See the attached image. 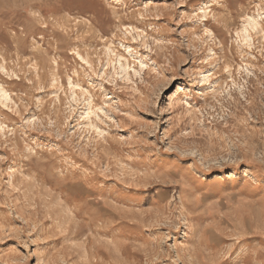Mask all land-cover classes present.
Here are the masks:
<instances>
[{
	"label": "rangeland",
	"instance_id": "rangeland-1",
	"mask_svg": "<svg viewBox=\"0 0 264 264\" xmlns=\"http://www.w3.org/2000/svg\"><path fill=\"white\" fill-rule=\"evenodd\" d=\"M0 264H264V0H0Z\"/></svg>",
	"mask_w": 264,
	"mask_h": 264
},
{
	"label": "bare ground",
	"instance_id": "bare-ground-1",
	"mask_svg": "<svg viewBox=\"0 0 264 264\" xmlns=\"http://www.w3.org/2000/svg\"><path fill=\"white\" fill-rule=\"evenodd\" d=\"M254 21V20H253ZM255 23V22H254ZM253 23V24H254ZM255 25V24H254ZM126 47H129V46H126ZM128 52H129V50H128ZM130 53V52H129ZM131 55L133 56V57H135L134 56V54L133 53H131ZM118 57H119V59H118V62H119V64H120V69H122L123 71H125L127 74H129V69L131 68V65H130V62H129V60L126 58V57H124V60L122 59L123 58V56H121V55H117ZM139 58V57H138ZM140 62H141V64H143V60L140 58ZM134 69V68H133ZM134 71L135 72H137V70L136 69H134ZM8 93L5 91V89H4V91H3V96L5 97V96H8L7 95ZM87 115H89L90 114V112H89V110L87 111V113H86Z\"/></svg>",
	"mask_w": 264,
	"mask_h": 264
}]
</instances>
